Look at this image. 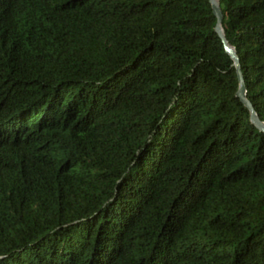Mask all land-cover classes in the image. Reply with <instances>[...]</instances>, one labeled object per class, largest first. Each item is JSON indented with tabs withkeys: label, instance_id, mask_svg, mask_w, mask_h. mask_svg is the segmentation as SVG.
<instances>
[{
	"label": "trees",
	"instance_id": "1",
	"mask_svg": "<svg viewBox=\"0 0 264 264\" xmlns=\"http://www.w3.org/2000/svg\"><path fill=\"white\" fill-rule=\"evenodd\" d=\"M264 122V0H218ZM208 0H0V264H264V133Z\"/></svg>",
	"mask_w": 264,
	"mask_h": 264
},
{
	"label": "water",
	"instance_id": "2",
	"mask_svg": "<svg viewBox=\"0 0 264 264\" xmlns=\"http://www.w3.org/2000/svg\"><path fill=\"white\" fill-rule=\"evenodd\" d=\"M211 8V12L215 17L214 30L220 37L224 50L231 57L234 72L236 76L237 86L234 92V96L237 97L238 101L248 110L249 120L251 123L260 131L264 133V122L257 116L251 102L246 97L245 85L242 77V73L239 66L238 56L232 46H230L224 37L223 30L221 27L222 13L218 4V0H208Z\"/></svg>",
	"mask_w": 264,
	"mask_h": 264
}]
</instances>
